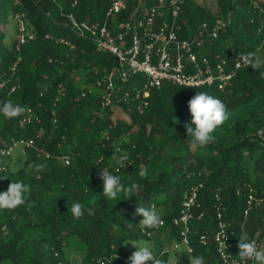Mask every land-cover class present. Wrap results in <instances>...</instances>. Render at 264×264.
<instances>
[{"label": "trees", "instance_id": "trees-1", "mask_svg": "<svg viewBox=\"0 0 264 264\" xmlns=\"http://www.w3.org/2000/svg\"><path fill=\"white\" fill-rule=\"evenodd\" d=\"M141 1H131L119 18L137 7L136 17H142L157 5V0ZM109 5L110 0H0V84L6 83L0 104L24 108L16 117L0 114V147L34 141L33 147L16 149L25 157L22 165L16 160V170L12 153L0 156V192L16 181L29 188L22 205L0 209V264H74L66 251L74 240L80 246L77 264H128L127 242L180 240L174 219L194 187L198 207L190 222L189 255H203L205 264H225L213 241L219 213L233 241L238 243L241 233L264 237V131L256 128H264V65L237 70L224 91L165 83L150 90L142 113L136 93L145 75L124 77L117 71L111 79L112 103L102 106L106 84L97 87V81L121 70L118 60L97 51L90 37L77 35L68 16L102 21ZM169 10L168 5L159 10L157 25L174 23L181 39H194L203 25L210 31L222 20L215 38L203 34L201 53L218 54L230 64L250 53L264 60V0H181L178 16ZM17 17L25 27L23 43ZM8 23L14 25L12 41ZM199 91L219 98L228 118L213 132L216 140L192 147L187 105ZM230 130L231 138H220ZM175 141L178 150L164 158ZM123 154L129 159L120 165L116 157ZM36 165L42 167L37 171ZM103 168L126 185L116 199L103 194ZM74 202L85 208L79 218L71 215ZM149 205L161 210L164 223L145 230L135 208ZM238 251L237 245L234 254ZM156 256L168 262L169 253Z\"/></svg>", "mask_w": 264, "mask_h": 264}, {"label": "built area", "instance_id": "built-area-1", "mask_svg": "<svg viewBox=\"0 0 264 264\" xmlns=\"http://www.w3.org/2000/svg\"><path fill=\"white\" fill-rule=\"evenodd\" d=\"M131 1L138 2L139 5L142 3L141 0H110L105 18L98 22L78 21L73 14L68 16L70 27L77 35L90 37L97 51L110 52L118 60L121 70L106 75L103 81H97V87L106 84L101 96L102 106L112 103L111 79L114 73L119 72L124 77L127 73L145 75V82L136 93V98H140L141 101L138 109L142 113L149 104L147 95L151 89H160L165 83H170L188 88L216 86L224 91L231 84L237 70L248 65L239 58H235L230 64L218 54L209 57L201 53L203 34L206 32L208 36L215 38L224 25L222 20H216L210 31L206 25H203L194 39H181L174 23L170 25L168 22H163L162 25H157L156 22L160 14L159 10L167 5L172 17L178 16L181 0H157V5L144 10L142 17H136L139 11L137 7L131 16L120 19L119 16L128 10ZM17 19L20 31L23 33L20 42L23 43L25 27L23 20L19 17ZM5 84V82L0 84V95ZM14 90L15 87L12 88V91ZM26 121L27 119H24L22 123ZM33 146V140L13 141L12 145L5 149L0 147V156L10 155L18 148ZM61 159L66 164L70 162L68 156H63ZM196 207H198V190L194 187L186 193L179 216L174 219V224L181 227L180 240L174 242V250L185 246L189 254L192 252L189 233ZM218 219V228L213 235L217 252L225 264H239V258L234 254V248L238 243L231 239L227 224L221 220L220 213ZM251 239L257 241L258 247L264 248V237L255 235ZM200 240L206 243V236H202ZM163 253H169V248L163 249ZM248 264H253V261H248Z\"/></svg>", "mask_w": 264, "mask_h": 264}, {"label": "clouds", "instance_id": "clouds-1", "mask_svg": "<svg viewBox=\"0 0 264 264\" xmlns=\"http://www.w3.org/2000/svg\"><path fill=\"white\" fill-rule=\"evenodd\" d=\"M241 61L250 64L253 68H260L264 65L255 53L243 54ZM188 110L192 117L191 123L187 126V138L190 137L189 144L192 147H202L214 139L213 132L228 118L226 105L217 97L209 95L207 92H196L188 101ZM24 108L12 102L0 104V114L12 118L23 113ZM120 165L128 161L127 154L116 157ZM42 166L36 165L38 171ZM100 179L103 186V194L108 199H116L126 190V185L121 176L113 174L107 168L100 169ZM144 173L142 172L141 175ZM28 185L22 181L11 182L6 191L0 192V209H13L25 202V195L28 192ZM71 215L79 218L84 214L85 208L80 202L71 204ZM91 213V209H87ZM135 215L142 217L138 223L143 229H152L163 223L161 215L154 205L137 206ZM133 245L135 251L128 257V264H168L153 252L150 242L137 241ZM239 264H264V248L258 247L255 239H249L246 233H241L238 238ZM190 264H205V257L200 254L188 256ZM176 261V257H175ZM177 264V261H176Z\"/></svg>", "mask_w": 264, "mask_h": 264}, {"label": "rangeland", "instance_id": "rangeland-1", "mask_svg": "<svg viewBox=\"0 0 264 264\" xmlns=\"http://www.w3.org/2000/svg\"><path fill=\"white\" fill-rule=\"evenodd\" d=\"M199 1L200 2L210 3L211 0H199ZM14 38H15L14 25L12 23H8V26H7V39L9 41H12ZM256 128H258V131L261 132V133L264 131V128L262 127V125L260 127L258 126ZM231 132L232 131L230 130L227 133L221 134L220 138L223 139V140L231 138V136H232ZM213 140H216V138L214 137ZM176 150H178V142L177 141H175L172 144V147L165 152L164 158L170 157V155L173 154V151H176ZM12 154H13L12 155L13 163L15 164L13 166V169L16 170L18 168V165L15 163L16 160L19 159L20 165H22L24 163L25 157L22 154H20V151H17V150L14 151ZM20 155H21V157H20ZM158 211L161 214V210L158 209ZM140 241L150 242L151 245H152V249H153V252H154L155 255L161 254L162 250L165 249L166 247H168L169 248L168 264H176V261H177V264H188L189 253H188V251H187L185 246H181L179 249L174 250L173 249L174 242H169L165 238H163V239H153V240H150V241H147V240H140ZM128 243L135 244L136 242H127L124 245V249L127 252H134L135 248L133 247V245L128 244ZM79 249H80L79 242H77L75 240L72 241V244H70L69 246L66 247V251L68 252L70 259L73 260L74 264H77L80 261V253H79L80 250ZM175 257H176V261H175Z\"/></svg>", "mask_w": 264, "mask_h": 264}, {"label": "crops", "instance_id": "crops-1", "mask_svg": "<svg viewBox=\"0 0 264 264\" xmlns=\"http://www.w3.org/2000/svg\"><path fill=\"white\" fill-rule=\"evenodd\" d=\"M163 238H165V237H162L161 239H163Z\"/></svg>", "mask_w": 264, "mask_h": 264}]
</instances>
